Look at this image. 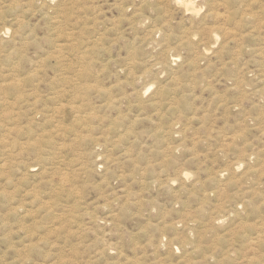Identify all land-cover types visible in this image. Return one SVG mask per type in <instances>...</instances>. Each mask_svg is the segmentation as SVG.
I'll list each match as a JSON object with an SVG mask.
<instances>
[{"label": "rangeland", "instance_id": "rangeland-1", "mask_svg": "<svg viewBox=\"0 0 264 264\" xmlns=\"http://www.w3.org/2000/svg\"><path fill=\"white\" fill-rule=\"evenodd\" d=\"M0 87V264H264V0H0Z\"/></svg>", "mask_w": 264, "mask_h": 264}, {"label": "bare ground", "instance_id": "bare-ground-1", "mask_svg": "<svg viewBox=\"0 0 264 264\" xmlns=\"http://www.w3.org/2000/svg\"><path fill=\"white\" fill-rule=\"evenodd\" d=\"M187 1V0H186ZM1 88V87H0ZM31 89V88H30ZM31 91V90H30ZM32 91H34V90H32ZM51 91V90H50ZM56 94V93H55ZM0 96H3V95H0ZM53 103V102H52ZM60 104H62V103H60ZM63 105V104H62Z\"/></svg>", "mask_w": 264, "mask_h": 264}]
</instances>
